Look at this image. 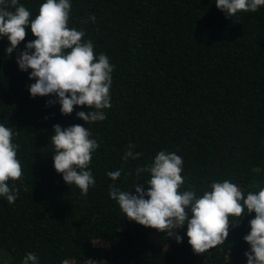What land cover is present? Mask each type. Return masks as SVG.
I'll use <instances>...</instances> for the list:
<instances>
[{"label": "trees", "instance_id": "16d2710c", "mask_svg": "<svg viewBox=\"0 0 264 264\" xmlns=\"http://www.w3.org/2000/svg\"><path fill=\"white\" fill-rule=\"evenodd\" d=\"M45 0H18L34 19ZM68 27L83 30L94 52L115 65L106 119L90 125L78 118L86 106L62 115L54 95L33 98L31 69L21 71L18 54L36 39L26 37L6 54L0 36V124L16 133L13 143L22 179L15 203L0 196V264H22L35 253L39 264H247L255 213L229 217L223 244L195 254L187 226L175 237L130 221L108 194V185L135 193L161 151L182 157L180 191H210L213 181L229 180L245 196L264 187V6L227 17L215 0H70ZM12 10V9H10ZM94 14L95 23L88 20ZM81 21H88L81 23ZM89 128L99 148L89 165L95 185L87 196L64 182L54 169L53 126ZM142 155L123 159L127 145ZM122 169L113 182L109 171ZM131 172L132 175H128ZM27 188V191H25ZM239 219L238 221H234Z\"/></svg>", "mask_w": 264, "mask_h": 264}, {"label": "clouds", "instance_id": "9594fccd", "mask_svg": "<svg viewBox=\"0 0 264 264\" xmlns=\"http://www.w3.org/2000/svg\"><path fill=\"white\" fill-rule=\"evenodd\" d=\"M215 3L226 18L239 12H256L264 6V0H215ZM70 12V0H45L39 6L38 15L30 19L32 13L18 4V0H0V36L8 39L5 51L10 55L25 40V29L30 25L36 39L28 42L18 54L17 64L21 71L31 69L29 79H35V83L28 86L31 96L54 95L56 99L49 100L48 104L59 103L62 115L72 114L74 106H86L91 110L79 111L76 116L90 125L106 119L104 110L111 107L115 65L104 53L97 57L93 42L82 39L83 30L68 27ZM88 20L95 23V15L91 14ZM53 128L50 142L55 149L54 169L62 174L64 182L76 185L81 194L87 196L89 188L95 185L89 165L99 144L92 138L89 128L82 125L62 128L56 124ZM15 134L13 129L0 124V196L9 204L15 203L19 188L15 184L10 187L8 181L21 180L23 175L17 159L19 146L13 143ZM134 147L127 145L123 155L125 161L128 158L136 160L142 155L134 152ZM183 163L182 157L175 152L161 150L148 166L135 169L137 175L150 174L147 189L135 184L133 193L109 184L108 194L130 221L166 232L169 237L174 236L177 243L183 240L177 230L186 225L188 243L195 254H204L225 242L229 236V217L241 218L245 209L247 213L254 212V218L249 221L250 232L243 237L250 246L244 255L247 264H264V187L248 191L245 196L237 185L224 180L213 181L210 191L199 196L195 190L181 192L185 183L181 175ZM121 172L122 169L109 171L107 176L115 182ZM22 264H39V258L35 253H28ZM87 264L97 262L89 259Z\"/></svg>", "mask_w": 264, "mask_h": 264}, {"label": "rangeland", "instance_id": "374dc122", "mask_svg": "<svg viewBox=\"0 0 264 264\" xmlns=\"http://www.w3.org/2000/svg\"><path fill=\"white\" fill-rule=\"evenodd\" d=\"M6 256H7V257L10 256V252H9V251H7L5 255H4L3 253L0 252V259H5ZM91 260H92V259H91ZM94 261H96V260H94ZM68 262H69V263H73V260H72V259H71V260H68ZM82 264H87V260L83 261ZM97 264H98V263H97Z\"/></svg>", "mask_w": 264, "mask_h": 264}]
</instances>
